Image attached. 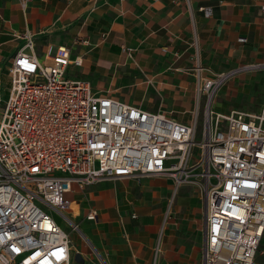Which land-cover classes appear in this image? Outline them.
Returning a JSON list of instances; mask_svg holds the SVG:
<instances>
[{
	"label": "built area",
	"instance_id": "2783aa9c",
	"mask_svg": "<svg viewBox=\"0 0 264 264\" xmlns=\"http://www.w3.org/2000/svg\"><path fill=\"white\" fill-rule=\"evenodd\" d=\"M17 1L25 9L28 0ZM81 65L66 45L39 59L30 39L8 64L9 89L0 98V264H71L73 244L55 215L78 231L71 204L78 207L75 197L87 187L154 174L170 175L176 187L199 181L201 264H264V96L254 113L211 108L242 68L200 77L196 109L183 122L68 78V68ZM84 217L95 222L97 212Z\"/></svg>",
	"mask_w": 264,
	"mask_h": 264
},
{
	"label": "crops",
	"instance_id": "0c3cea01",
	"mask_svg": "<svg viewBox=\"0 0 264 264\" xmlns=\"http://www.w3.org/2000/svg\"><path fill=\"white\" fill-rule=\"evenodd\" d=\"M18 2L0 0L2 99L9 89V77L1 80L2 63L7 62L8 76L14 54L35 38L45 44L44 55L58 45L70 47L71 58L79 56L83 64L76 78L93 75L98 79L95 87L90 84L95 91L110 92L103 91V83L109 82L118 88L133 87L141 96L156 92L171 98L172 106L187 114L196 109L200 77H214L249 62L264 63L263 0H28L25 9ZM11 41H18V48L7 54ZM125 48L131 50L129 54ZM231 87L234 92L243 91L239 85ZM139 102L125 103L151 111ZM177 119L185 122L189 117ZM120 179L142 182V178ZM118 189L126 198L104 184L91 185L75 197L81 210L78 215L85 216L90 208L97 212L95 222L81 221L93 223L86 237L94 251H72L71 259L77 254L75 264H201L205 211L201 251L195 245L185 249L172 232L164 231L158 240L161 205L153 203L150 212L143 211L153 222L142 218V223L132 207L129 216L119 212V205L127 209L121 199L130 202L129 193Z\"/></svg>",
	"mask_w": 264,
	"mask_h": 264
},
{
	"label": "rangeland",
	"instance_id": "374dc122",
	"mask_svg": "<svg viewBox=\"0 0 264 264\" xmlns=\"http://www.w3.org/2000/svg\"><path fill=\"white\" fill-rule=\"evenodd\" d=\"M17 43L18 41L8 42V47L6 49L7 54L18 48L15 47ZM22 44L23 42L19 45ZM33 47H35L34 52L37 57L39 59H42L45 52V44L42 42V40L35 38L33 40ZM2 59L3 58L1 57V62ZM257 63L260 62H249L248 64L241 65L240 68L242 69H240L233 76V78H231L232 81H226L220 87V89H218L211 106L214 111L221 113H227L230 110H240L249 113L257 112L264 96V67H248L252 64ZM6 65L7 62L2 63L3 74L1 76V80L7 79L8 77L5 74ZM81 71V67H69L67 70V76L68 78L80 76ZM85 80H87L93 87H95V84L98 81V79H96L93 75L86 76ZM238 85L243 88V91L240 90L234 92L231 86L236 87ZM103 86V91L107 89L110 91L108 93L119 97L125 102H130L133 100L140 101L139 103H141L142 106L151 108V111L156 110L158 112V110H161L165 113L169 112L168 114L177 118H181V116L190 118L192 115L191 113L187 114V112L183 113L184 109H175V107L172 106L173 101L170 100L171 98L165 95H161L160 93L151 92V95L149 92H147L145 96H141L142 94L139 93L138 90L135 91L133 87L118 88L117 84L110 85L109 82H107L106 84L103 83ZM149 94L150 96H148ZM189 99H191L192 103L194 102L192 98ZM203 102L204 100L201 101L200 111H202ZM199 132L200 131L197 130L195 141H199ZM197 152L198 150L195 149V156H197ZM188 165L190 167V165H194V163L188 162ZM196 171L197 170L195 169L192 174L196 173ZM96 184H104L107 187H112L114 190L116 189L118 197L119 195L125 196V193H119L118 188H120V190H126L129 193V197L127 200L128 202H130V204L128 205L125 196V198L121 200L123 201L122 203L125 204L127 209L124 210L119 205V212H124L127 214L126 216H129L128 211L129 208L132 207L138 212H142V215H139V213L137 212L136 218L137 220L139 219V221L142 223V218H149L147 219L149 223L153 222V217H144L143 211L145 213L150 212L149 207L152 206L153 203H158L159 205H161V209L159 212L163 213L159 215V220L157 221L158 240L160 241L161 237H163V235L165 234L164 231L172 232L175 240L177 241V244L183 245L185 249H190L192 245H195L196 247H198V250L200 248L201 251L202 244L200 240L204 221L203 213L205 211V200L203 198V194L200 191L199 181L195 177H190L188 182H184L178 187L174 185L173 178L168 174H154L144 177L142 178V182L140 183V185L132 179L124 180L119 178L103 180ZM162 187L164 188L162 189ZM66 198L73 199L72 195H67ZM185 201L187 202L186 205H184ZM88 203L89 205H93V202L91 201H89ZM71 205V207L76 210L75 212H81V210L78 209L77 205ZM82 212L83 214H85L86 211ZM55 218L58 224L61 225L62 229L69 233L71 243L74 247L73 251L75 253L80 252L81 250H87L90 252L94 251L93 244H91L90 240H88V238L86 237H89V235H91L90 228L92 227L93 223L88 224L81 222L85 219L84 215L80 216L77 214L74 219H72L74 223L79 225L78 231H71V226L66 223L63 218H58L56 215ZM259 250H264V238L261 241ZM76 255L77 254H75L74 257ZM74 257L72 258L73 264H75L76 260V257L75 259ZM258 259L260 261H264V256H260Z\"/></svg>",
	"mask_w": 264,
	"mask_h": 264
},
{
	"label": "trees",
	"instance_id": "16d2710c",
	"mask_svg": "<svg viewBox=\"0 0 264 264\" xmlns=\"http://www.w3.org/2000/svg\"><path fill=\"white\" fill-rule=\"evenodd\" d=\"M263 83H264V80H263Z\"/></svg>",
	"mask_w": 264,
	"mask_h": 264
}]
</instances>
